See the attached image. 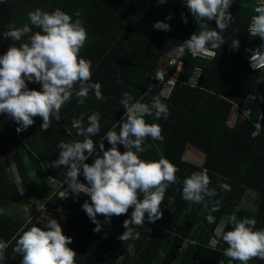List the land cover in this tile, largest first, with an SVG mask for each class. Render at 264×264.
Returning <instances> with one entry per match:
<instances>
[{
  "label": "trees",
  "instance_id": "trees-1",
  "mask_svg": "<svg viewBox=\"0 0 264 264\" xmlns=\"http://www.w3.org/2000/svg\"><path fill=\"white\" fill-rule=\"evenodd\" d=\"M255 1L238 0L231 6L233 20L222 33L225 43L220 49L213 50V60L194 58L189 53L180 58L182 69L178 83L170 98L162 99L170 115L167 120L155 121L163 129L164 140L145 141L153 147L140 154L146 160H159L161 156L168 159L178 169V183L170 185L166 192L161 205L163 217L155 223L147 222L145 217V225L136 229L139 237L125 242L117 236L125 230L122 224L130 217L132 208L127 215L113 216L110 224L103 223L104 217L98 216L103 228L94 232L95 224L81 207L86 199L90 201V197L80 194L74 199L70 194L61 199L58 192L65 191L67 186L54 191L64 180L66 169L49 167V163L56 158L57 144L61 140H73L74 135H67L65 126L71 129L74 116L78 118L81 113L93 111L100 113V133L93 137L98 148L104 133L123 116L124 109L119 101L124 92H130L134 99L143 96L146 103L159 95L161 85L156 73L167 39L186 40L200 30L197 22L187 13L183 0H168L159 6L156 0H6L0 3V54L13 43L3 36V32L10 23L17 27L29 23L27 13L30 10L40 8L50 12L59 8L69 14L81 10L88 39L80 56L91 61L92 80L101 84L105 97L104 101H98L90 94L83 105H78L73 96L62 107L59 122L53 119V125L44 131L40 129L42 119L36 117L35 123L20 136L15 131L17 124L6 114H0V209L4 210L0 214V239L11 240L31 215L16 218L3 208L4 204L25 201V196L7 174L6 155L16 148L14 158L27 197L43 200L51 196L48 206L62 209L55 216L64 234L73 238L69 247L77 254L76 264H219L220 260L228 264L222 254L227 245L216 236L221 217L231 214L238 206V218L254 217L256 228H264V72H251L243 56L249 44L264 42L250 38L247 33ZM143 13L152 25L171 13L173 18L168 21L171 31L156 30L152 26L148 32L140 20ZM181 13L188 16L187 24L182 22ZM201 25L215 28L210 21H202ZM38 30L33 28L34 32ZM236 38L240 41L238 51L230 47ZM16 43L18 46L20 42ZM197 67L203 73L198 86L193 88L189 78ZM29 88L39 89L40 85L29 83ZM252 92L256 102L251 113L246 116L240 112L234 126H230L228 121L233 108L241 105ZM260 116L263 117L262 128L256 137H252ZM145 119L153 122L151 116ZM72 133L75 134L74 129ZM104 143L106 148L110 147L107 141ZM119 148L124 151L122 145ZM188 148L204 155L201 166L186 161ZM87 162L92 163V158ZM202 169H207L211 177L209 187L217 189L215 198L223 201L220 211L214 213L216 224L206 222L207 213L202 205L189 204L181 197L184 177ZM31 173L40 181L35 182ZM217 175L231 186V191L219 189ZM79 179L86 183L82 174ZM171 196H175V203L169 209L168 198ZM244 200L251 202L254 208L247 207ZM61 214L68 217L65 224L61 223ZM38 224L43 226V223ZM230 227L227 226L225 231ZM212 240L218 241L215 248ZM11 254L12 245L6 251V264H19L21 257L14 258ZM249 264H264V261L253 259Z\"/></svg>",
  "mask_w": 264,
  "mask_h": 264
},
{
  "label": "clouds",
  "instance_id": "clouds-1",
  "mask_svg": "<svg viewBox=\"0 0 264 264\" xmlns=\"http://www.w3.org/2000/svg\"><path fill=\"white\" fill-rule=\"evenodd\" d=\"M6 0H0V3ZM157 5L168 0H156ZM183 4L200 30L176 46L173 51L180 57L190 53L193 57L206 56L211 50L220 49L225 43L222 33L232 23L233 16L229 9L233 0H183ZM257 15L252 17L248 28L251 36L264 41V4L255 8ZM73 16L76 18L73 19ZM29 23L17 27L8 25L3 32L6 39L13 43L0 54V114H6L16 124V132L27 130L35 123V118L42 119L40 129L47 131L61 120V109L77 98V104L83 105L90 94L96 100L104 101L101 84L92 80V63L80 56V51L88 39L85 21L81 10L69 14L59 8L44 11L40 8L27 13ZM182 22L188 23V16L181 13ZM173 18L170 13L164 20H157L153 28L171 31L168 23ZM215 21V28L209 29L201 22ZM33 28L39 29L33 31ZM218 29V30H217ZM26 38V39H25ZM16 42H20L17 46ZM239 39H234L230 47L238 51ZM264 44L250 51V67L253 70L264 69ZM165 73L157 72L156 78L163 81ZM29 83L39 84L40 88H29ZM117 83H120L117 80ZM144 97L134 99L130 92H124L119 103L124 109L123 116L113 128L106 131L99 140L98 148L93 137L100 133V113H81L71 120V129L67 126V135L75 130L77 137L71 141L61 140L57 144L59 152L49 167L66 169L63 185L65 191L59 194L66 199L81 193L90 197L82 204V210L92 223L94 232H100L103 223H111L113 216L127 215L123 221L125 229L117 239L125 242L138 238L137 228L147 222L155 223L163 217L161 208L170 185L178 183V169L163 156L159 160H146L141 153L150 150L153 145L145 141L163 142L161 125L155 121L167 120L170 112L159 95L153 96L150 103L143 102ZM151 116L149 123L145 117ZM119 129L118 131L116 129ZM105 141L110 147H105ZM122 145L124 151L119 146ZM92 163H88L89 158ZM83 175L86 183L79 177ZM221 191H231V186L217 175ZM212 183L207 169L194 171L182 181L181 197L189 204L202 205L207 213L208 224H216L214 213L220 211L222 198L217 197V189L209 187ZM175 203V196L168 198V207ZM39 207V206H38ZM44 212V207H39ZM0 209V214L3 213ZM30 213L29 209L24 210ZM62 211V209H58ZM237 206L231 214L221 217L216 236L227 247L223 256L228 264H249L250 260L264 261V228L257 229L254 217L238 218ZM98 216L104 217L102 223ZM41 219V218H40ZM231 226L225 231L227 226ZM151 231V229H146ZM13 241L15 242L13 245ZM73 238L64 234L56 218L47 216L41 226L30 215L27 221L16 231L11 240L0 239V264L6 258V251L12 245L13 257H21L19 264H76L77 256L69 247ZM217 240L212 241L215 248ZM219 264H224L223 260Z\"/></svg>",
  "mask_w": 264,
  "mask_h": 264
},
{
  "label": "built area",
  "instance_id": "built-area-1",
  "mask_svg": "<svg viewBox=\"0 0 264 264\" xmlns=\"http://www.w3.org/2000/svg\"><path fill=\"white\" fill-rule=\"evenodd\" d=\"M238 0H233V4H235ZM232 4V5H233ZM261 4H264V0H256L255 1V4H254V15H257L258 13H256L255 11V8L260 6ZM230 11V10H229ZM232 14V13H231ZM212 24H215V21H210ZM252 22V20H251ZM251 23H249V26H250ZM249 28V27H248ZM248 33V36L250 38H255V39H260L259 37H254V36H251L250 32L247 31ZM261 40V39H260ZM184 40L182 39H177L175 37H170L167 39L166 41V48H165V51L167 50V52H165L163 50V53H167V55H169L172 60L170 61V65H169V71H171L173 68L176 69V72L179 70L180 68V72H181V69H182V63H181V60H180V56H178L174 51L173 49L178 46L179 44H181ZM261 44H264V42H261V43H256V44H249L247 47H245L244 49V59L246 60L247 62V65H248V68L250 69L251 72L253 73H262L264 72V69H261V70H253L251 67H250V63H249V57L250 55L252 54L250 51H246V49H250V50H255L257 49ZM264 50V49H262ZM189 55H191L189 53ZM192 56V55H191ZM193 57V56H192ZM215 57V52L213 50H211L206 56H196L194 58H202V59H208V60H213ZM171 69V70H170ZM180 72L179 73H172L169 76V78L167 79V81H165L163 83V85L161 86V89H160V93H159V96L161 97V99H169L176 84L178 83V79H179V75H180ZM202 73H203V70L201 68H195V71L194 73L192 74V76L189 78V85L193 88H195L196 86H198V83H199V80L202 76ZM255 102H256V95L255 93H249L243 103L241 105H237L233 108L232 112H231V115L229 117V121H228V124L230 126H234L236 120H237V116L240 112H242L244 115L248 116L251 111H252V108L253 106L255 105ZM262 123H263V117L260 116L259 117V120L258 122L256 123V128L257 130L252 134V137H256L261 128H262ZM16 127L15 126V131H16ZM17 133V132H16ZM24 133V131H21L20 133H17L18 136L22 135ZM73 140L74 139H81V137H77L76 134H73ZM16 148H12L6 155V160H7V174L8 176L10 177V180L16 184L18 190L20 191L21 194H23L25 197H24V200L27 201L28 203V207H29V211L31 214V216L33 217L34 221H36V218L40 217L42 214L44 213H48V214H52L53 218H56V214L60 211H58L57 208H52V207H49V203L51 202V196H48L47 198L41 200V199H36V198H32V197H27V189H26V186H25V183L24 181L22 180V177L20 175V172L18 170V167L16 165V162H15V158H14V150ZM55 181V180H54ZM66 185H63V181H60V184H59V187L54 191V193L59 190V188L61 187H64ZM64 190H59L58 192V195L63 192ZM53 194V193H51ZM50 194V195H51ZM82 196H87L83 193H81ZM44 207V212H41V210L39 209V207ZM63 217L66 218V220H68V217H66V214H61ZM61 216V218H62ZM61 220V219H60ZM42 223V222H41ZM66 223V222H65Z\"/></svg>",
  "mask_w": 264,
  "mask_h": 264
},
{
  "label": "rangeland",
  "instance_id": "rangeland-1",
  "mask_svg": "<svg viewBox=\"0 0 264 264\" xmlns=\"http://www.w3.org/2000/svg\"><path fill=\"white\" fill-rule=\"evenodd\" d=\"M140 20L143 23L144 28L148 32H151L152 24L149 21V18L144 13L140 15ZM165 48H166V46H165ZM165 48H164V51H165ZM165 52H167V50ZM171 60H172V58L169 55H167V53H163V59L160 61V65H159V72L165 73V76H164L163 81H159V84L161 86L169 78L168 75H170L172 73L176 74V73L180 72L179 71L180 68H179V70L177 72H176L175 68H173L171 71L168 70ZM262 83H264V82H262ZM185 159L188 162H191V163H194V164H196L198 166H201L203 164V162H204V155L199 153L198 151H195V150H193L191 148H188V150L186 151ZM31 174H33L32 176L34 177L35 182H39L40 181V178L38 176H34V173H31ZM56 203L58 204L59 201H56ZM243 203L247 207L254 208V205L251 202H249L248 200H244ZM3 208L5 209L6 212H8L9 214L15 216L16 218L27 214L24 210L25 209H29L27 204H11V203L4 204ZM47 216L52 217L53 215L52 214H48V213H44L40 217L36 218V222H42V221L46 222ZM61 221H62L63 224H65L66 218L62 216Z\"/></svg>",
  "mask_w": 264,
  "mask_h": 264
},
{
  "label": "crops",
  "instance_id": "crops-1",
  "mask_svg": "<svg viewBox=\"0 0 264 264\" xmlns=\"http://www.w3.org/2000/svg\"><path fill=\"white\" fill-rule=\"evenodd\" d=\"M263 73V72H262ZM262 82H264V79H262ZM264 84V83H263ZM14 204H27L28 205V203H27V201H22V202H17V203H14ZM28 214V213H27ZM27 214H25V215H27ZM21 217V216H20ZM36 222V221H35ZM36 223H41V222H36ZM42 223H44L43 221H42ZM61 223H62V221H61ZM11 257H13V254H11L10 255ZM6 260H4L3 262H2V264H6ZM9 262V261H8Z\"/></svg>",
  "mask_w": 264,
  "mask_h": 264
},
{
  "label": "water",
  "instance_id": "water-1",
  "mask_svg": "<svg viewBox=\"0 0 264 264\" xmlns=\"http://www.w3.org/2000/svg\"><path fill=\"white\" fill-rule=\"evenodd\" d=\"M224 217H226V216H224ZM221 222V221H220ZM220 224V223H219ZM217 230V229H216ZM213 241V240H212ZM218 243V242H217ZM217 245V244H216Z\"/></svg>",
  "mask_w": 264,
  "mask_h": 264
}]
</instances>
